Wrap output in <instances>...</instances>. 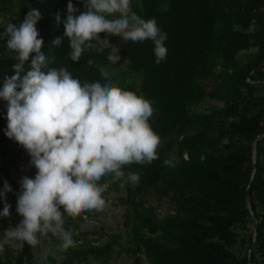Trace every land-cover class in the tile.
I'll use <instances>...</instances> for the list:
<instances>
[{
  "label": "trees",
  "instance_id": "16d2710c",
  "mask_svg": "<svg viewBox=\"0 0 264 264\" xmlns=\"http://www.w3.org/2000/svg\"><path fill=\"white\" fill-rule=\"evenodd\" d=\"M165 1L139 0L131 6L145 20L155 18L167 33V58L157 65L151 40L122 42L120 64L107 60L113 48L101 54L86 50L80 61L73 62L67 56L66 38L61 45L54 44L64 37L69 0H0V14L16 8L13 24L19 25L30 8L41 11L36 27L44 41L42 51L56 56L50 67H67L81 82L110 80L154 101L150 124L162 141L158 159L127 167L140 177L134 188L127 185L125 197L106 199L110 208H126L122 234L101 246H84L79 236H73L76 248L48 254L46 260L25 244L14 261L0 259V264H114L122 256L131 259L129 264H143L141 255L148 264H264V0ZM71 2L80 12L85 10L82 0ZM5 29L0 25V89L4 78L14 75L16 62L15 53L7 48ZM100 38L108 39V34L101 33ZM127 59L130 63L124 68L141 77L138 87L118 85L105 71L118 69ZM206 98L222 108L196 112ZM6 116L7 103L0 100L1 181L12 188L0 198V212L5 202L11 205L10 216L0 217V224L8 229L22 219L16 211L21 188L10 169L18 162L30 163L31 157L5 135ZM168 159L170 166L164 163ZM32 173L34 178V167ZM149 189L167 198L174 213L157 219L143 198ZM65 217L66 230L77 227V217ZM249 224L253 231L247 240L240 238ZM52 239L49 234L48 247L54 249L61 241Z\"/></svg>",
  "mask_w": 264,
  "mask_h": 264
},
{
  "label": "clouds",
  "instance_id": "9594fccd",
  "mask_svg": "<svg viewBox=\"0 0 264 264\" xmlns=\"http://www.w3.org/2000/svg\"><path fill=\"white\" fill-rule=\"evenodd\" d=\"M82 2L85 10L80 12L69 0L64 37L54 41L59 46L62 39L68 40L71 61H80L86 50L101 54L113 48L107 60L120 64L118 48L107 38L101 39V33L119 37L123 43L151 40L155 63L166 60L167 33L155 18L145 20L133 12L131 0ZM41 19V11L30 8L19 25L8 23L4 32L16 61L14 75L6 76L0 89V100L7 103L5 135L26 150L36 174L21 179L16 211L22 219L0 236V249L5 245L35 247L49 234L61 241V250L75 247L72 233L64 227L65 214L76 217L110 207L103 195L106 185L100 181L111 177L137 184L139 175L125 169L151 164L159 158L162 143L150 124L154 101L110 80L81 82L67 67L49 66L56 63V56L42 51L44 41L36 27ZM128 63L127 59L123 64ZM88 64L92 66L94 61L90 59ZM164 163L170 166L172 160ZM11 191L5 181L0 198ZM10 209L5 202L0 217L8 218ZM47 255L46 250L42 259Z\"/></svg>",
  "mask_w": 264,
  "mask_h": 264
},
{
  "label": "rangeland",
  "instance_id": "374dc122",
  "mask_svg": "<svg viewBox=\"0 0 264 264\" xmlns=\"http://www.w3.org/2000/svg\"><path fill=\"white\" fill-rule=\"evenodd\" d=\"M164 2H166L164 0ZM139 4V0H131V6ZM17 15L16 8H13L7 14H0V25L7 26L8 23H14ZM110 42L117 43L118 55H120V47L122 45V41L119 37L116 36H108ZM124 65V64H123ZM122 64L118 69H110L108 67L105 68L108 76L113 77L115 82L120 85L123 83H129L135 87H138L141 83V77L124 68ZM110 71V72H109ZM208 82H204L203 84H207ZM207 91L211 90V86H206ZM222 108V104L205 99L199 106H197L194 110L198 113L207 112L209 109H220ZM8 140V139H7ZM12 178L17 182V184L21 188V179L24 176H28L33 178L32 167L28 162H18L17 166L12 167L10 169ZM126 173L132 172L129 168H127ZM2 175L0 173V191H3V182L1 181ZM100 181L101 184L106 185V191L104 192V198L107 200H117L121 197H125L127 195L126 187L130 185L131 188H134V184L131 182L124 181ZM7 193L6 196H8ZM143 198L145 199L148 206L154 208L155 215L157 219H162L174 213V205L167 198H159L158 194L153 190H146L143 194ZM111 206V205H110ZM126 208H110L108 207L104 211H86L82 212L80 215L76 216L77 227H69L68 231L72 233V236H79L83 241L82 245L89 246L90 243H96V245L101 246L106 241L110 239L113 235L122 234L124 232V219ZM63 210V209H62ZM66 219V217H65ZM18 225V224H17ZM7 230L0 224V236H2L3 232ZM253 231V225L249 224L246 231L240 233V238L246 239L249 236L250 232ZM57 238L51 240L52 243H56ZM50 241L47 238H41V242L39 245L33 247L34 252L40 255H44L47 250L48 254L58 253L61 251L59 246H55L54 249L48 247ZM77 244L75 247L76 248ZM239 248V243L236 246V249ZM21 248L12 247L10 245H5L2 249H0V259L3 261H14L17 255L19 254ZM245 252V248L243 247L240 255ZM141 260L143 264H148V261L144 255H141ZM131 259L128 257L122 256L120 257L114 264H129Z\"/></svg>",
  "mask_w": 264,
  "mask_h": 264
},
{
  "label": "water",
  "instance_id": "95a60500",
  "mask_svg": "<svg viewBox=\"0 0 264 264\" xmlns=\"http://www.w3.org/2000/svg\"><path fill=\"white\" fill-rule=\"evenodd\" d=\"M256 227H255V229H254V236H253V239H252V242H251V245L253 244V241H254V239H255V236H256Z\"/></svg>",
  "mask_w": 264,
  "mask_h": 264
}]
</instances>
